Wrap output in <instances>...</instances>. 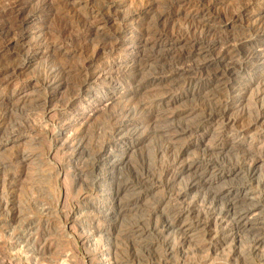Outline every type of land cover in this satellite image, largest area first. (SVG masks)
<instances>
[{
	"label": "rangeland",
	"instance_id": "1",
	"mask_svg": "<svg viewBox=\"0 0 264 264\" xmlns=\"http://www.w3.org/2000/svg\"><path fill=\"white\" fill-rule=\"evenodd\" d=\"M20 4L0 264H264V0Z\"/></svg>",
	"mask_w": 264,
	"mask_h": 264
},
{
	"label": "bare ground",
	"instance_id": "2",
	"mask_svg": "<svg viewBox=\"0 0 264 264\" xmlns=\"http://www.w3.org/2000/svg\"><path fill=\"white\" fill-rule=\"evenodd\" d=\"M23 4H25L24 2H23ZM42 5L44 4L43 2L41 3ZM41 4H39L38 3V5H41ZM9 7H7V6H5L1 11H0V17H4V16H10V17H8V21L6 20H4L6 23V25L5 26H7L8 28L7 29H9L8 30V34L9 33H11L12 31H14V30H16V29H18L19 30V32L21 31V27H22V25H23V23H24V17L22 18V14H23V7L21 8V4H20V0H12V1H9V3L7 4ZM3 7V6H2ZM44 7V6H43ZM36 8V7H35ZM39 9V8H38ZM35 10V9H34ZM36 12V11H35ZM28 16V15H27ZM6 19H7V17H6ZM10 19V20H9ZM1 20V19H0ZM56 25V24H55ZM20 28V29H19ZM3 30V29H2ZM23 30V29H22ZM5 33V32H4ZM14 35V34H13ZM23 36V34H22V32L21 33H19V35H18V38L17 39H15V41H18V39H21V37ZM66 36V35H65ZM200 38V37H199ZM228 39V38H227ZM22 40V39H21ZM14 41V42H15ZM198 41V40H197ZM10 42V41H9ZM203 42V41H202ZM213 43V42H212ZM114 44V43H113ZM113 47V46H112ZM115 47V46H114ZM254 54H256V53H254ZM94 55V54H93ZM26 56V55H25ZM252 57H253V55H252ZM258 58V57H257ZM12 66V65H11ZM6 68V67H5ZM47 70H48V68H47ZM54 70V69H53ZM225 70V69H224ZM60 74V73H59ZM46 75H48V74H46ZM57 75V73L55 74V76ZM48 77V76H47ZM54 77V76H53ZM55 78V77H54ZM57 78V77H56ZM105 78V77H104ZM51 79V78H50ZM49 79V80H50ZM45 80H46V78H45ZM53 80V79H52ZM44 82V81H43ZM52 83V82H51ZM50 83V84H51ZM263 83V82H262ZM46 85V84H45ZM55 85V84H54ZM49 86V85H48ZM57 86V85H56ZM47 87V86H46ZM50 87V86H49ZM261 89V88H260ZM259 89V90H260ZM79 90V89H78ZM46 91V90H45ZM259 93H258V96H257V98L258 99H260L259 97H261V95L262 96H264V88L263 89H261L260 91H258ZM161 93V92H160ZM231 93H233L232 92V90H231ZM239 94V93H238ZM211 98V97H210ZM235 98V97H234ZM256 98V100H258ZM261 101V100H260ZM22 103V102H21ZM29 104V103H28ZM24 105V104H23ZM22 105V106H23ZM43 106V105H42ZM39 107V106H38ZM259 109H261V107H259ZM11 110V109H10ZM33 110V109H32ZM122 110V109H121ZM126 110V109H125ZM220 111V110H219ZM258 111V113H256L257 115H255L254 117H255V119H257V117L260 115V111L259 110H257ZM9 113V112H8ZM17 114V113H16ZM14 115V114H13ZM123 115V114H122ZM126 115V114H125ZM11 116V115H10ZM9 116V117H10ZM113 116V115H112ZM248 116V115H247ZM8 117V118H9ZM16 117V116H15ZM22 117V116H21ZM109 117V116H108ZM20 118V117H19ZM113 118H116V116H114ZM113 118H111V119H113ZM1 119V118H0ZM17 119H18V116H17ZM24 119H25V117H24ZM32 119V118H31ZM5 121V120H4ZM4 121H3V119H1L0 120V127L1 126H3V127H6V126H4ZM7 121V120H6ZM16 121V120H15ZM21 121V120H20ZM23 121H26V119L25 120H23ZM23 121H22V123H23ZM108 121H110V120H108ZM116 121H117V119H116ZM27 122V121H26ZM111 122V121H110ZM7 123V122H6ZM116 122L114 121V123H113V125H116L115 124ZM9 124V123H8ZM10 124H12V123H10ZM14 124V123H13ZM26 124V123H25ZM37 124V123H36ZM112 124V123H111ZM249 124V123H248ZM256 125V124H255ZM13 126V125H12ZM161 126V125H160ZM10 128V127H9ZM20 128V127H19ZM26 128H28V127H26ZM194 128V127H193ZM241 128V127H240ZM3 129V128H2ZM120 129L118 128V129H114V131H115V134L117 135V134H119L120 133V131H119ZM3 131V130H2ZM4 132V131H3ZM13 134V133H12ZM15 134V133H14ZM2 135V134H1ZM4 136V135H3ZM1 139V138H0ZM2 140V139H1ZM71 146V145H70ZM203 151V150H202ZM21 155V154H20ZM99 157H101V155L99 156ZM101 159V158H100ZM179 159V158H178ZM242 159H244V158H242ZM241 159V160H242ZM250 159V158H249ZM256 160V159H255ZM259 160V159H258ZM257 160V161H258ZM245 161H248V159L246 158V160ZM244 161V162H245ZM257 161L255 162V163H257ZM209 163V162H208ZM239 163H241V162H239ZM246 163V162H245ZM253 163V162H252ZM254 164V163H253ZM185 165V164H184ZM206 165V164H205ZM244 165V164H243ZM242 165V166H243ZM249 165V164H248ZM172 167V166H171ZM248 167V166H247ZM251 167V166H250ZM184 168V167H183ZM189 168V167H188ZM240 168V167H239ZM192 174V173H191ZM236 174V173H235ZM234 174V175H235ZM262 179V178H261ZM254 180V179H253ZM243 182V181H242ZM141 183V182H140ZM143 185V184H142ZM240 187V186H239ZM260 187V186H259ZM219 188V187H218ZM262 190V189H261ZM218 192V191H217ZM261 193V192H260ZM178 194V193H177ZM246 194V193H245ZM262 194V193H261ZM180 195V194H179ZM243 197V196H242ZM242 197H241V199H242ZM178 198V197H177ZM214 198H216V196L214 197ZM244 199H246V196L245 197H243ZM212 199V198H211ZM220 199V198H219ZM261 199V198H260ZM194 200V199H193ZM238 200V199H237ZM210 201V200H209ZM212 201V200H211ZM201 202V201H200ZM214 202V201H213ZM237 202V201H236ZM191 203V202H190ZM211 203V202H210ZM233 203V202H232ZM231 204V203H230ZM250 204V203H249ZM199 205V204H198ZM212 205V204H211ZM210 205V206H211ZM214 205V204H213ZM236 205H238V204H236ZM244 205V204H243ZM253 205V204H252ZM252 205H249V207H247L248 209L246 210V212L244 213V215H238V220L239 219H243V218H245L244 216L246 215V214H250L251 215V213H254L255 212V208H253V206ZM238 206H240V204L238 205ZM257 206V205H256ZM179 207V206H178ZM206 207V206H205ZM213 207V206H212ZM216 207V206H215ZM232 207H234V206H232ZM237 207V206H236ZM236 207H234V208H236ZM200 208V207H199ZM204 208V207H203ZM245 208V207H244ZM184 209V208H183ZM186 209V208H185ZM212 209H214V208H212ZM217 209V208H216ZM233 209V208H232ZM239 209H240V207H239ZM238 209V210H239ZM187 210V209H186ZM199 210V209H198ZM201 210V209H200ZM222 210V209H221ZM189 211V210H188ZM191 211V210H190ZM212 211V210H211ZM184 212V211H183ZM205 212H207V211H205ZM218 212H219V210H218ZM218 212H216V213H218ZM229 212V211H228ZM239 212V211H238ZM242 212V211H241ZM221 213V212H220ZM208 214H209V212H208ZM189 215V214H188ZM207 215V214H206ZM205 215V216H206ZM213 215V214H212ZM220 215V214H219ZM256 215V214H255ZM228 216V215H227ZM254 216V215H253ZM208 217H210V216H208ZM216 217V216H215ZM215 217H214V219H215ZM219 217V216H218ZM217 218V217H216ZM224 218H226V217H224ZM229 218V217H228ZM237 218V217H236ZM235 218V219H236ZM247 218V217H246ZM205 220V219H204ZM207 220V219H206ZM209 220H210V218H209ZM213 221V220H212ZM220 221V220H219ZM229 221V220H228ZM233 221H234V219H233ZM237 221V220H236ZM206 222V221H205ZM223 221H221V223H222ZM192 223V222H191ZM215 224H217V223H215ZM215 226V225H214ZM254 241V240H253ZM259 242H260V240H256L255 241V243H254V247L255 246H257L258 244H259ZM262 242V241H261ZM260 242V243H261ZM110 248V247H109ZM250 248H251V246H250ZM254 249L255 248H253V251H254ZM108 250L109 249H106V252H105V254H104V256L106 257V258H108L109 257V252H108ZM205 256V255H204ZM111 263V262H110ZM114 263V262H113ZM115 264V263H114Z\"/></svg>",
	"mask_w": 264,
	"mask_h": 264
}]
</instances>
